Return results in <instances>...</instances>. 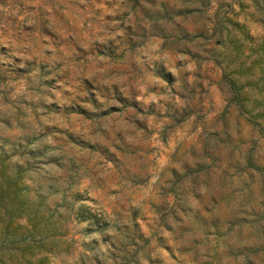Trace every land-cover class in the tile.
<instances>
[{
  "label": "rangeland",
  "instance_id": "374dc122",
  "mask_svg": "<svg viewBox=\"0 0 264 264\" xmlns=\"http://www.w3.org/2000/svg\"><path fill=\"white\" fill-rule=\"evenodd\" d=\"M0 150L74 205L22 264H264V0H0Z\"/></svg>",
  "mask_w": 264,
  "mask_h": 264
},
{
  "label": "trees",
  "instance_id": "16d2710c",
  "mask_svg": "<svg viewBox=\"0 0 264 264\" xmlns=\"http://www.w3.org/2000/svg\"><path fill=\"white\" fill-rule=\"evenodd\" d=\"M228 83L232 99L239 103V86L233 79ZM25 163L12 161L0 150V264H22L26 249L44 247L45 239L63 235L70 217L65 213L74 208L67 200V189L61 190L59 202L52 201L58 190L45 182L34 184Z\"/></svg>",
  "mask_w": 264,
  "mask_h": 264
}]
</instances>
